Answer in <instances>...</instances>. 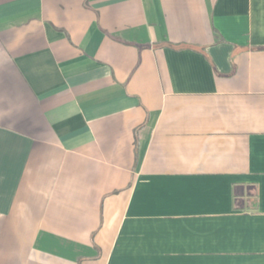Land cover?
I'll return each mask as SVG.
<instances>
[{
	"label": "crops",
	"instance_id": "obj_1",
	"mask_svg": "<svg viewBox=\"0 0 264 264\" xmlns=\"http://www.w3.org/2000/svg\"><path fill=\"white\" fill-rule=\"evenodd\" d=\"M0 264H264V0H0Z\"/></svg>",
	"mask_w": 264,
	"mask_h": 264
}]
</instances>
